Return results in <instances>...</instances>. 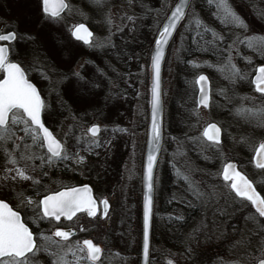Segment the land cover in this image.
I'll return each mask as SVG.
<instances>
[{
	"label": "rangeland",
	"instance_id": "1",
	"mask_svg": "<svg viewBox=\"0 0 264 264\" xmlns=\"http://www.w3.org/2000/svg\"><path fill=\"white\" fill-rule=\"evenodd\" d=\"M66 1L69 9L64 18L51 24L41 22L37 0H0V5L7 4L8 26L18 30L20 38L25 40L24 59L33 64L28 74L39 86L47 106L43 115L45 125L62 142L67 133L69 153L79 152L84 162L76 163L73 159L46 168V176L37 167L30 174L40 184L33 185L31 181L3 179L6 167L11 165L6 164L0 150V198L21 211L25 221L35 229L42 249L35 257V264H52L53 257L43 251L47 245L39 234L50 235L59 226L75 230L73 243L91 239L100 245L103 251L96 264H138L136 243L141 223L150 53L160 25L176 0ZM230 3L250 24L249 33L220 23L205 0H192L189 13L194 10L208 27L225 36V41L206 49L205 40L211 39L208 35L194 43L193 32L186 29L189 22L186 18L177 27L166 51L161 93L163 145L154 177L152 234L156 236L157 256L155 263L152 258L150 264H169V261L171 264H257L264 255L262 236L256 234L260 229L257 221L264 223V218L254 212L248 201L230 193L220 176L225 163L237 161L239 169L264 196V169H256L251 157L254 146L264 140V126L259 123L262 118L236 114L241 97L252 98L243 101L248 108L262 103L261 95L253 90L251 78L256 67L264 63V55L243 45L239 47V55L233 52L234 63L246 77L235 85L225 78L228 68L223 72L218 70L222 49L236 35H264V17L259 15L264 11V0H230ZM129 16L132 20L127 19ZM78 22L91 27L92 40L104 47L75 42L70 31ZM29 35L35 36L36 41L29 40ZM189 41L191 50L197 54L188 53ZM201 44L206 47L200 49ZM75 72L87 78V91L83 90V84L78 89L74 78L67 79ZM200 73L209 79L208 108L195 105V80ZM103 88L105 92L99 98L98 91ZM72 99L78 104L74 109L71 105L69 110L60 108L62 102L69 105ZM179 110L183 111L187 124L177 130L169 120H175L174 112L178 114ZM210 121L221 127L219 148L210 147L206 141L193 143L189 139L200 137L204 125ZM91 124H98L101 131L96 138L99 146L89 148L86 129ZM20 166H24L23 161ZM181 174L190 176L192 185L200 191L210 193L214 188L216 195L197 199ZM80 183L90 184L98 196L107 198L106 218L98 213L96 218L79 214L72 221L58 223L38 219L36 202L44 193ZM37 191L42 195L37 196ZM28 197L32 204L27 203ZM178 219L183 222L181 225H177ZM167 235L175 244L166 243ZM68 260L73 257L69 255Z\"/></svg>",
	"mask_w": 264,
	"mask_h": 264
},
{
	"label": "snow or ice",
	"instance_id": "2",
	"mask_svg": "<svg viewBox=\"0 0 264 264\" xmlns=\"http://www.w3.org/2000/svg\"><path fill=\"white\" fill-rule=\"evenodd\" d=\"M97 3L100 0H96ZM212 15L225 26H230L241 30L243 33L250 32V24L232 7L230 0H205ZM192 0H179L168 16L166 23L158 32V39L155 40V54L151 57L152 86H151V150L147 155L146 162V193L143 205V255L147 262L149 254V229L152 216L154 189V168L157 161V153L160 150L162 138V100H161V64L165 56V46L176 32L178 25L188 18L189 22L186 29L193 32L192 40L197 42V38L205 40V36L210 35L211 39L205 40V44L211 47H218L225 41V36L217 33L208 27L193 10ZM37 8L42 23L51 24L61 21L63 13L69 9L66 0H37ZM259 15L264 17V11ZM127 19L132 20L129 16ZM111 23V20L108 21ZM70 36L76 41H82L90 47H101L102 43L94 42L91 38L93 33L84 23L73 26ZM19 39L18 30L0 32V150L3 151L6 164L5 180L11 181H31L33 185H39L40 180L35 179L30 172L38 167L44 176L46 168L56 167L61 163L75 159L76 163H83L84 157L79 152L69 153L67 147V133L64 134L65 140L62 142L54 135L53 131L45 125L42 114L46 109L45 100L42 98L41 91L31 82L29 71L33 68L31 61L21 59L13 62L10 59L12 45ZM28 39L35 42V36H28ZM245 48L264 55V35L245 34L236 35L231 44L222 49L221 66L218 70L228 68L229 72L225 76L233 85L246 77L234 63L233 52L239 55V47ZM226 53V55H224ZM248 63H251L249 60ZM47 79V77H45ZM75 79L77 88L84 85V91L88 90L87 78L75 72L67 79ZM208 78L199 75L196 83L200 86L199 104L205 108L209 107L210 94L207 88ZM255 92L260 93L262 101L259 107L248 108L243 105V101H249L250 97H241V107L236 109V114L240 116L261 117L259 123L264 126V66L256 69L255 78L251 81ZM223 91V90H222ZM101 129L99 125L93 124L86 129L90 136L88 147L99 146L96 139ZM22 132L23 135H18ZM193 143L208 142V145L219 148L221 144V128L215 123H209L204 128L200 137H189ZM31 141V143H27ZM11 142V147H9ZM257 167L264 169V142L254 146ZM21 161L24 166L21 167ZM37 161L39 164L37 165ZM14 173V174H13ZM178 174L179 170H178ZM182 175V179L189 183L197 199L205 196H215V189L210 193L200 191L192 185L191 177ZM223 185L235 197L250 202L260 218H264V197H261L252 182L237 170L233 163H225L221 169ZM41 196V192H36ZM28 204L33 201L30 197L26 198ZM36 212L38 219L44 222H60L61 218L72 221L78 214L84 213L87 217L96 218L102 211L106 218L108 215L109 201L107 199L97 200L92 194V189L88 185L82 187L64 186L62 190L46 192L42 199L36 202ZM103 205V209H100ZM260 229L256 234L262 236L261 251L264 252V223L257 221ZM84 230L83 228L81 229ZM75 233L71 230H63L59 227L51 230L50 235L39 234V238L46 243L43 251L53 257L52 264H96L100 260L102 249L91 239L81 242H72L71 237ZM41 246L37 243V236L30 229L28 224L22 219L21 213L14 210L6 199L0 198V264H35V257L41 251ZM189 252L191 249L188 250ZM71 255L73 260L69 261ZM171 264V261H169ZM258 264H264V255L258 258Z\"/></svg>",
	"mask_w": 264,
	"mask_h": 264
},
{
	"label": "water",
	"instance_id": "3",
	"mask_svg": "<svg viewBox=\"0 0 264 264\" xmlns=\"http://www.w3.org/2000/svg\"><path fill=\"white\" fill-rule=\"evenodd\" d=\"M179 2V0H176L175 3L172 5V7L170 8L169 12L167 13L165 19L163 20V22L161 23L160 25V28L159 30L162 29L163 27V24L166 23L167 21V18L168 16L171 15V11L174 9L175 5ZM179 26V25H178ZM158 30V32H159ZM158 32L154 38V41H153V44H152V47H151V53H150V81H149V106H148V121H147V128H146V137H145V145H144V151H143V161H142V169H141V231H142V234H141V250H140V264H148V259H149V254H148V258H147V262L145 261V258H144V255H143V205H144V196H145V193H146V180H145V173H146V162H147V155L149 153V151L151 150V145H150V140H151V132H150V128H151V86H152V69H151V57L152 55L155 54V40L158 39ZM174 36V34H173ZM173 36L171 37V39L173 38ZM171 39L169 40V42L171 41ZM169 44V43H168ZM168 44L165 46V55H166V50H167V47H168ZM164 59H165V56H164ZM164 59L162 61V64H161V82H160V87H161V93H162V67H163V63H164ZM260 66H264V64L260 65ZM259 66V67H260ZM256 74V72H255ZM255 74L253 75L252 77V80L255 78ZM199 75H205L207 77L206 74L204 73H201ZM198 75V76H199ZM197 76V78H198ZM196 78V80H197ZM208 78V77H207ZM197 85V92H196V104L198 107L202 106L199 104V97H200V86L196 83ZM207 88L209 90V94H210V87H209V80L207 82ZM161 100H162V95H161ZM162 121H163V102H162ZM209 123H215V122H209ZM207 123L205 127H207V125L209 124ZM218 127L219 125L217 123H215ZM203 128V130H204ZM162 140H163V128H162V138H161V141H160V150H161V147H162ZM160 150L159 152L157 153V160H158V157H159V154H160ZM253 161H254V164L257 166V161H256V154L254 153V156H253ZM228 163H233L235 165V163L233 161H230ZM156 164H157V161H156ZM156 164H155V168H156ZM236 166V165H235ZM155 168H154V175H155ZM237 168V167H236ZM238 170V169H237ZM239 171V170H238ZM243 174V173H242ZM244 175V174H243ZM247 178V177H246ZM248 179V178H247ZM250 181V180H249ZM251 182V181H250ZM253 184V183H252ZM84 185H88V184H83V185H78V186H74V187H82ZM90 187V185H88ZM254 187V185H253ZM255 188V187H254ZM62 190V189H60ZM256 190V189H255ZM257 191V190H256ZM257 193L259 194V192L257 191ZM260 195V194H259ZM261 196V195H260ZM42 199V198H41ZM152 199L154 200V189H153V193H152ZM254 208V207H253ZM102 209H103V205H102ZM255 210V209H254ZM152 212H153V207H152ZM102 217H104L102 215ZM151 220H152V216H151ZM151 220H150V229H149V247H150V232H151ZM63 230H71L72 232L75 233V230L73 229H70V228H66V229H63ZM85 240V239H84ZM96 244V243H95ZM98 245V244H97ZM100 247V245H98Z\"/></svg>",
	"mask_w": 264,
	"mask_h": 264
},
{
	"label": "flooded vegetation",
	"instance_id": "4",
	"mask_svg": "<svg viewBox=\"0 0 264 264\" xmlns=\"http://www.w3.org/2000/svg\"><path fill=\"white\" fill-rule=\"evenodd\" d=\"M67 2V1H66ZM6 7H7V4H4ZM5 6H2V4L0 5V32H4V31H11V30H16L14 27H9L8 26V24H9V20H8V15H9V12H8V10H7V8L5 7ZM66 12V11H65ZM62 15H64V13L62 14ZM78 23H81V22H78ZM78 23H76V24H78ZM75 24V25H76ZM86 24V23H85ZM87 25V24H86ZM88 26V25H87ZM89 27V26H88ZM73 28V27H72ZM90 29H91V27H89ZM72 30V29H71ZM92 30V29H91ZM93 32V31H92ZM19 33V32H18ZM72 38V37H71ZM73 39V38H72ZM75 42H78V43H80L81 45H85L86 46V44H84L83 42H81V41H76L75 39H73ZM23 41H25L24 39H22V38H20V33H19V39H18V41H17V46H16V44H14V45H12V50H11V52H10V59L13 61V62H16V61H18V60H21V59H24V56H25V46L23 45ZM44 43V42H43ZM24 48V49H23ZM33 48L32 49H30V51H31V53L33 52ZM37 53H38V51H37ZM29 75V74H28ZM29 78H30V80H31V82L32 83H34L36 86H37V83L35 82V80L32 78V77H30L29 76ZM252 81V80H251ZM105 85V84H104ZM103 85V86H104ZM251 85H252V87H253V90L255 91V89H254V85L251 83ZM38 87V89L40 90V88H39V86H37ZM41 91V90H40ZM105 92V89L103 88L102 89V91L101 90H99L98 91V97L100 98V96ZM256 94H258V95H261L260 93H257V92H255ZM42 94V93H41ZM42 98H43V96H42ZM64 103V104H63ZM68 104L69 105H67L65 102H62V105H61V107L60 108H63L64 109V111L67 109V110H69V107H70V105H71V107H72V109H74V105H78L76 102H75V100H73L72 99V103L69 101L68 102ZM43 115H44V113L42 114V119H43ZM44 118H45V116H44ZM261 142H264V140L263 141H261ZM260 142V143H261ZM259 145V144H258ZM258 145L256 146V147H258ZM254 153H255V150L252 152V155H251V157H252V163H253V165H254V167L256 168V169H261V168H259V167H257L255 164H254V161H253V156H254ZM233 162L235 163V165H236V167L239 169V167H238V163H237V161H234L233 160ZM240 170V169H239ZM241 171V170H240ZM242 173H244L243 171H241ZM245 174V173H244ZM247 177H248V175L247 174H245ZM249 178V177H248ZM250 179V178H249ZM251 180V179H250ZM252 181V180H251ZM253 182V181H252ZM254 183V182H253ZM81 184V183H80ZM80 184H73V185H69V186H77V185H80ZM83 184V183H82ZM254 185H255V183H254ZM92 187V186H91ZM255 187H256V185H255ZM63 188V187H62ZM257 188V187H256ZM59 189H61V188H59ZM58 189V190H59ZM55 191H57V190H55ZM92 191H93V196H94V198H96L98 201L99 200H103V199H107V198H105V197H100V196H98V194L93 190V188H92ZM262 195V194H261ZM262 197H264L263 195H262ZM100 209L102 210V205H100ZM255 212V211H254ZM80 214H84V213H80ZM79 215V214H78ZM85 216H86V214H85ZM100 216H101V212H100ZM87 217V216H86ZM153 217H154V213H153ZM153 217H152V225H151V236H150V248H149V264H150V261H151V259L153 258V262H154V260L156 261V256H157V251H156V246H155V239H156V236H155V234H154V236H153ZM75 218V217H74ZM89 219V218H88ZM90 219H92V218H90ZM61 220H64V221H68V220H66L65 218H61ZM59 228H61V229H64V228H66V227H60L59 226ZM138 236H139V239H138V244L136 243V246H138V248H137V252H138V254H139V257H138V264H140V236H141V223H140V228H139V232H138ZM152 236L154 237V239L152 238ZM122 258H124L123 257V255H122ZM152 262V263H153ZM155 263V262H154ZM153 263V264H154Z\"/></svg>",
	"mask_w": 264,
	"mask_h": 264
},
{
	"label": "trees",
	"instance_id": "5",
	"mask_svg": "<svg viewBox=\"0 0 264 264\" xmlns=\"http://www.w3.org/2000/svg\"><path fill=\"white\" fill-rule=\"evenodd\" d=\"M192 40V39H191ZM191 45H192V43L189 41V45H188V53L189 54H191V55H194V54H197L196 52L197 51H192L191 49H192V47H191ZM199 46V45H198ZM198 46H196L197 48H198ZM204 47H206L205 45L203 46L202 44L200 45V49H202V48H204ZM206 49H209V46L208 47H206ZM201 54H205V53H201ZM175 113V120H169L170 122H169V124H174L176 127V129L178 130L179 128H184V126L187 124V123H185L184 122V119H183V117H184V114H183V111H181V110H179L178 111V114H177V112L175 111L174 112ZM182 120H183V122H182ZM95 191V190H94ZM177 221V225H181L183 222L180 220V219H178V220H176ZM29 225H30V227H31V229L34 231V233H35V229L33 228V226L30 224V223H28ZM173 233H174V235H175V231H173ZM35 235H36V233H35ZM172 241V239H171V236L170 235H167V237H166V243H168V245H169V242H171ZM172 243V245L173 244H175V242H171ZM175 249V248H174ZM163 263V262H162Z\"/></svg>",
	"mask_w": 264,
	"mask_h": 264
}]
</instances>
